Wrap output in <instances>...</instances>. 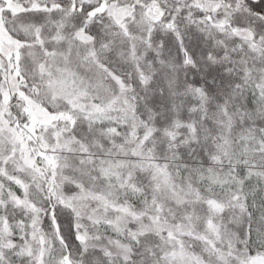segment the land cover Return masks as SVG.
I'll list each match as a JSON object with an SVG mask.
<instances>
[{"label":"snow or ice","instance_id":"obj_1","mask_svg":"<svg viewBox=\"0 0 264 264\" xmlns=\"http://www.w3.org/2000/svg\"><path fill=\"white\" fill-rule=\"evenodd\" d=\"M0 264H264V0H0Z\"/></svg>","mask_w":264,"mask_h":264}]
</instances>
